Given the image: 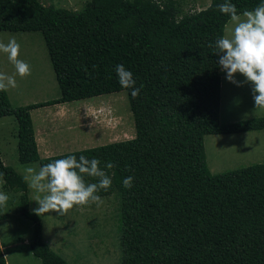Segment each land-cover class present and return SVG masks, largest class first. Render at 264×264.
I'll return each mask as SVG.
<instances>
[{"label":"trees","instance_id":"16d2710c","mask_svg":"<svg viewBox=\"0 0 264 264\" xmlns=\"http://www.w3.org/2000/svg\"><path fill=\"white\" fill-rule=\"evenodd\" d=\"M223 2L183 15L185 0H91L78 11L0 0V32L42 33L61 90L58 99L18 107L0 91V117L17 119L19 161L41 167L69 155L99 159L112 184L98 195L121 196L122 264H264V164L217 175L207 164L206 136L264 130V116L221 122L222 71L208 45L230 19L218 11ZM231 2L242 13L264 0ZM116 65L133 73L137 98L120 86ZM121 91L128 92L134 138L40 156L33 109ZM0 174L5 189L22 192L19 208L35 223L34 256L69 264L43 240L23 175L1 158ZM4 257L0 247V264Z\"/></svg>","mask_w":264,"mask_h":264},{"label":"rangeland","instance_id":"374dc122","mask_svg":"<svg viewBox=\"0 0 264 264\" xmlns=\"http://www.w3.org/2000/svg\"><path fill=\"white\" fill-rule=\"evenodd\" d=\"M74 11L81 10L91 0H40ZM185 12L201 11L212 0H185ZM15 38L20 44V59L31 67V75H16L17 87L8 89L15 107L58 99L61 90L52 67L44 37L40 32H0V42ZM0 70L14 75V66L6 54L0 53ZM222 79L221 122L228 124L264 116V109H255L252 85L237 74L243 86L238 87ZM54 108L31 111L34 137L42 158L83 149L95 148L134 138V115L128 92L97 96L85 100L59 104ZM12 117H0V158L5 166L13 167L21 175L25 166L39 168L38 163L23 164L18 158V123ZM48 150V152L46 151ZM207 164L213 175L264 164V130L239 134L209 135L205 137ZM51 157V156H50ZM0 174V191L9 195L6 207H0V247L6 253L7 264H42L31 249L34 221L23 215L19 206L22 192L4 188ZM9 191V192H6ZM11 193V194H10ZM29 189L30 208L39 205L33 201ZM103 204L76 206L66 215L55 212L40 217L43 240L69 264H122L121 196L118 192L100 195ZM17 206V207H16Z\"/></svg>","mask_w":264,"mask_h":264},{"label":"clouds","instance_id":"9594fccd","mask_svg":"<svg viewBox=\"0 0 264 264\" xmlns=\"http://www.w3.org/2000/svg\"><path fill=\"white\" fill-rule=\"evenodd\" d=\"M218 11L230 19L225 26L224 35L218 37L208 47L218 56V66L226 73L227 81L241 87L243 85L236 76L237 74L243 76L244 83L252 85L255 109H264V2L253 10L240 13L231 0H224L218 5ZM195 12L197 11L192 9L189 13ZM0 53L6 54L15 69L14 75L0 72V91H7L18 86L16 75L21 78L31 75V67L19 58L20 44L15 38L9 39L7 43L0 42ZM115 72L120 86L123 89H131L132 98H137L140 88L135 86L133 73L123 65H116ZM100 163L96 158L89 159L81 155L77 159L75 155H69L38 169L25 166L23 178L35 194L33 201L39 205L33 209V214L39 217H47L46 214L51 212L66 215L76 206L102 205L103 199L98 193L107 192L112 180L101 169ZM114 166L111 162L105 165L109 170ZM85 177L96 178L97 182L88 183ZM133 181L134 177L129 176L124 178L122 183L126 189H130ZM8 200L9 195L0 191V207H6ZM4 255L7 261L6 253Z\"/></svg>","mask_w":264,"mask_h":264},{"label":"crops","instance_id":"0c3cea01","mask_svg":"<svg viewBox=\"0 0 264 264\" xmlns=\"http://www.w3.org/2000/svg\"><path fill=\"white\" fill-rule=\"evenodd\" d=\"M56 106H57V105L50 106V107L55 109ZM50 107H44V108H42V109H46V108H48V110H49ZM54 109L51 110V112H52V113H55V115H53V116H54L55 120H57V118H56V117H57V114H56V112L54 111ZM37 110H39V109H33L32 111H37ZM46 151L48 152V150H46ZM50 156H52V155H50ZM48 157H49V156H48Z\"/></svg>","mask_w":264,"mask_h":264}]
</instances>
